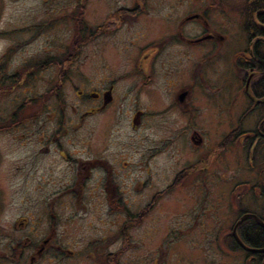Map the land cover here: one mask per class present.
<instances>
[{
    "label": "rangeland",
    "instance_id": "374dc122",
    "mask_svg": "<svg viewBox=\"0 0 264 264\" xmlns=\"http://www.w3.org/2000/svg\"><path fill=\"white\" fill-rule=\"evenodd\" d=\"M105 1L0 0V76L5 73L7 77L0 80V124L3 122L5 128L0 127V213L12 208L8 223L6 217H0V237L10 229L9 223L17 213H29L31 217L44 213L47 224L60 223L62 230L67 223L75 226L80 259L89 253L95 264L110 252L120 253L119 264H146L154 256L163 261L179 253L199 258L208 253L211 238L202 240L197 225L206 222L207 213L213 217L212 222L219 223L221 210L216 205L204 215L205 204L209 206L214 199L210 193L205 201L189 197L185 187H191L190 179L173 181L174 188L168 191L171 182L166 177H171L170 168L174 166L178 172L182 163L185 165L187 158L193 157L177 141L175 128L179 123L170 118L151 120L152 128L160 122L161 129L138 133L136 138L153 146L163 143V151L159 156L155 153L156 159L152 158L149 166L124 164L128 129L123 121H127V114L135 105V77L130 70L103 71L107 43L112 47L125 46L121 32L100 36L94 33L97 22L103 20L101 5ZM136 17L143 19L144 13ZM23 73L27 77L21 82ZM228 74H232L231 69ZM191 75L193 86H200L198 70ZM218 78L207 85L219 82ZM108 80L113 90L105 106L88 102L86 92L108 86ZM196 89L202 92L204 87ZM210 90L219 92L216 87ZM221 91L234 93L231 78ZM21 102L30 103L26 107L28 113L19 112L17 106ZM229 110L233 111V107ZM9 112L18 115L6 127ZM19 133L25 136L22 147L18 146ZM95 160L103 163L92 170L90 162ZM220 162L226 161L221 158ZM261 166L252 164L254 181L257 177L260 181L263 175ZM222 168L209 166L208 170L218 169L217 175L231 174ZM97 169L101 173H95ZM137 181L142 186L153 184L154 191L162 189L164 193L151 212L148 210L135 221L134 214L148 201L130 191ZM234 208H229L226 215L231 221L236 215ZM128 218L136 223L131 230L123 227ZM227 228L221 233L225 235ZM189 241L203 246L191 245L187 249ZM174 245L180 246L178 250ZM218 251L228 256L224 248Z\"/></svg>",
    "mask_w": 264,
    "mask_h": 264
},
{
    "label": "flooded vegetation",
    "instance_id": "af4514ba",
    "mask_svg": "<svg viewBox=\"0 0 264 264\" xmlns=\"http://www.w3.org/2000/svg\"><path fill=\"white\" fill-rule=\"evenodd\" d=\"M110 1L101 5L103 20L97 22L94 33L100 36L121 32L125 46L112 47L107 43L103 71L130 70L135 77L132 91L135 105L129 110L127 121H123L128 129L124 164L149 166L151 159H156L155 153L159 156L163 151V143L153 146L143 143V138L137 140L136 135L159 131L160 122L159 126L151 127L150 121L154 118L173 119L179 123L175 128L177 141L193 157L187 158L185 165L182 163L185 169L181 167L176 172L174 166L170 168L171 177H166L171 182L168 191L174 188L173 181L181 178L179 182L182 183L190 179L191 187H185L189 191L193 189L187 192L189 197L205 201L206 194L210 193L214 199L209 206L205 204L204 215L216 205L221 210L219 223L212 222L213 217L207 213L206 222L196 224L202 240L211 238L208 253H202L199 258L179 253L163 261L154 256L146 264H264L263 256L244 249L235 238L251 247L240 237H243L242 231L246 237L251 236V222L261 224L249 215L264 223V0H227L230 3L226 0ZM139 13H144L143 19L136 17ZM143 41L150 43L143 45ZM230 69L232 74H228ZM195 70L199 72L200 86L204 87L202 92L196 89L200 87L198 83L193 86L195 81L191 74ZM4 74L0 80H6ZM218 76L219 82L207 85ZM26 77L23 73L21 82ZM230 78L234 93L224 94L221 90L230 83ZM107 84L99 90H88L87 101L105 106L113 90L110 80ZM212 87L217 88L218 94L210 90ZM27 106V102H21L17 107L23 114L28 113ZM231 107L233 111L229 110ZM16 115L15 112L7 114L6 127ZM1 124V130H5ZM17 137L18 146L22 147L25 136L19 133ZM53 140L50 142L54 145ZM221 158L225 159L224 164ZM255 162L263 166L260 181L258 177L253 180L252 164ZM102 163L99 160L90 162V168L94 170ZM157 163L156 160L152 165L154 169ZM209 166L214 169L223 166L222 169L230 170L231 174L219 172L217 175L218 169L211 171ZM194 172L200 175L193 176ZM95 173L101 171L97 169ZM130 191L135 197L148 198L146 205L134 214L135 221L148 210L151 212L164 193L162 189L154 191L153 184L142 186L140 181ZM233 207L236 215L231 221L226 215ZM11 209L0 213V217H6V222L12 218ZM29 215L17 213L9 223L10 229L0 237V264H95L89 253L80 259L75 226L67 223L62 230L60 223H45L44 213ZM130 220H125V230L133 229L131 227L136 224ZM222 227H228L225 235L221 233ZM258 234L264 239V231ZM199 243L189 241L187 249L191 245L203 246ZM179 247L174 245L176 250ZM221 247L228 256L221 255L218 251ZM121 262L120 253L110 252L98 264Z\"/></svg>",
    "mask_w": 264,
    "mask_h": 264
},
{
    "label": "trees",
    "instance_id": "16d2710c",
    "mask_svg": "<svg viewBox=\"0 0 264 264\" xmlns=\"http://www.w3.org/2000/svg\"><path fill=\"white\" fill-rule=\"evenodd\" d=\"M262 93V92H261ZM28 104H30V103H28ZM158 198H160V197H158ZM158 198H156V199H158ZM155 199V200H156ZM154 200V201H155ZM159 200V199H158ZM156 202V201H155ZM155 204V203H154ZM153 204V205H154ZM158 204V201H157V203L153 206V209H154V207H156V205ZM251 221V220H250ZM252 223V225H250V228H249V234H251V236L250 235H248V237H246L245 235H244V232L242 231V234H243V237L242 236H240L241 238H243L244 240H246V242H245V244H249L252 248H254V247H256V248H263L264 247V239H260V237H259V234H258V232H260L261 233V231H264L263 229L264 228H262L261 226H258L256 223H254V222H251ZM253 233V234H252ZM260 254L259 255H261V256H263V258H264V252H259Z\"/></svg>",
    "mask_w": 264,
    "mask_h": 264
},
{
    "label": "water",
    "instance_id": "95a60500",
    "mask_svg": "<svg viewBox=\"0 0 264 264\" xmlns=\"http://www.w3.org/2000/svg\"><path fill=\"white\" fill-rule=\"evenodd\" d=\"M249 216L252 217L256 222H259V223L261 224V226L264 227V224H263L260 220H258L256 216H254V215H252V214H250ZM235 238H236V240L238 241L239 245H241V246H242L244 249H246V250H250V251L254 252L255 254H259L258 252L264 251V248H256V247L252 248V247H246L245 245H243V244L240 242V240H239L236 236H235Z\"/></svg>",
    "mask_w": 264,
    "mask_h": 264
}]
</instances>
